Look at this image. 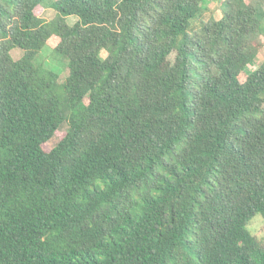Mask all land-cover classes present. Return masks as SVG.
Masks as SVG:
<instances>
[{"label": "trees", "instance_id": "trees-1", "mask_svg": "<svg viewBox=\"0 0 264 264\" xmlns=\"http://www.w3.org/2000/svg\"><path fill=\"white\" fill-rule=\"evenodd\" d=\"M46 1L0 0V264H264V0Z\"/></svg>", "mask_w": 264, "mask_h": 264}, {"label": "rangeland", "instance_id": "rangeland-1", "mask_svg": "<svg viewBox=\"0 0 264 264\" xmlns=\"http://www.w3.org/2000/svg\"><path fill=\"white\" fill-rule=\"evenodd\" d=\"M205 5H207V10L202 15L200 19L207 20L211 16L219 17L221 14L220 10V0H206ZM37 13L44 17L46 20H49L53 14L54 10L50 5V1L47 0L43 3V6L38 7ZM196 19L192 22L191 27L192 29H196L201 25V20ZM75 21L74 17L69 18V22L72 23ZM262 29L264 30V21L262 24ZM12 55L16 59L21 55V49L14 48L12 50ZM264 60V45L261 47V51L258 53L257 57L255 58L254 62L249 66L250 70L255 69L260 65V63ZM39 61L47 62L51 66H54L56 70L60 73V82L64 80L65 76L67 75V70L65 68V61L58 57L55 53H52V50L49 46H44L42 49V53L40 55ZM67 129L66 124H64L59 131L55 133V135L48 141L46 148H51L60 140V138L64 135ZM248 229L252 234L258 238L262 246L264 247V218L261 214H256L251 221L247 225Z\"/></svg>", "mask_w": 264, "mask_h": 264}]
</instances>
